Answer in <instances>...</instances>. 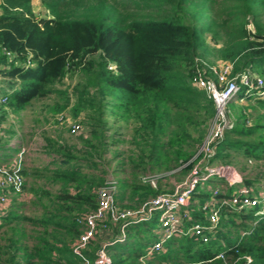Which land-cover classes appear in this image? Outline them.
<instances>
[{
  "label": "trees",
  "instance_id": "1",
  "mask_svg": "<svg viewBox=\"0 0 264 264\" xmlns=\"http://www.w3.org/2000/svg\"><path fill=\"white\" fill-rule=\"evenodd\" d=\"M40 2L48 11L46 15L35 12L34 0H0L3 105L17 112L35 98L65 94L67 90L57 84L69 74L80 75L78 97L88 99L90 105V133L84 137L89 149L87 153H72L64 143L59 144L58 160L64 166H57L52 174L63 181V187L58 192L38 188L43 209L40 216L20 211L16 200H11L8 210L0 215V229L12 232L8 242L0 244V264H80V257L73 252L84 231L80 220L97 208V190L107 184L106 173L114 159L122 163V170L130 171L118 180L117 203L123 208H139L166 193L161 185L144 183V173L157 180L154 173L159 169L170 171L183 165L192 171L196 146L190 140L202 145L205 130L200 125L213 121L216 110L214 100L193 84L197 63L227 62L232 64L234 76L250 71L264 77V0ZM245 97L250 100L253 96ZM243 101L237 104L230 100L227 115H233L235 121L216 142L209 162L218 151L220 161L226 163L239 155L264 160V122L251 119L249 112L253 106L264 107V98L256 97L254 104ZM63 108L57 105L55 111ZM132 119L136 122L134 148L126 159L120 156L122 121ZM187 121L198 131L197 137L192 136ZM7 145L0 142V149ZM23 161L6 165L24 176L22 190L11 186L8 194H22L27 186L30 172ZM85 164L101 171L84 170ZM213 177L218 180L211 177L206 187L202 183L207 180H202L194 188L187 225L206 222L213 201L234 192L235 186L230 184L226 192L219 189L214 194L225 178ZM256 182L264 188V175L257 181H244L259 193ZM128 187L138 205L122 204ZM229 207L222 205L216 232L208 242L193 233L175 234L161 250L148 254V247L158 238L159 213L154 210L140 221L130 222L121 240L122 222L110 223L102 232L111 233V237L103 239L100 232L83 251L94 260L106 244L110 261L105 264H243L245 255H251L254 264H264V215H257V208L238 211ZM23 221H31L38 231L31 245L22 240L26 232L19 222ZM221 247L224 249L215 250ZM221 251L225 257L217 256Z\"/></svg>",
  "mask_w": 264,
  "mask_h": 264
},
{
  "label": "rangeland",
  "instance_id": "2",
  "mask_svg": "<svg viewBox=\"0 0 264 264\" xmlns=\"http://www.w3.org/2000/svg\"><path fill=\"white\" fill-rule=\"evenodd\" d=\"M33 7L38 15H46L48 13V11L41 4L40 0H34ZM217 65L224 66V63L218 62ZM81 82L82 79L80 75L69 74L57 84L58 87L66 89L67 93L60 94L55 92L49 93L42 98H35L26 108L17 112H14L12 109L3 105V98L0 95V142L1 144L8 143L5 149H0V161H3L4 163L12 162L14 158H17V155L21 159H24L22 164H24L30 172L26 176L27 186L22 194L15 193V191H13L10 196L11 200L13 199V202L16 200V207H18L20 211L31 216H40L43 210L37 198L38 188H40L39 191L42 188H45L53 192H58L63 187V181L58 178L55 179L52 174V170L54 168L57 166H64V163L58 160L61 158L60 153L57 151L59 144H61V142L64 143V147L68 148V150L72 153L81 151L87 153L89 149L87 139H84V137H88L90 133L88 129V114L90 112V105L88 99L82 100L78 97L80 94L77 92V88L81 86ZM246 94L247 93H242L240 91L232 100H235L237 104H243L242 99H244V103L248 101L254 104L255 98L257 97L256 94H249L253 96L250 100L246 99ZM57 105H64V108L61 111L56 112L55 107ZM238 106L239 109H242V106ZM229 109H232L233 111V108L229 107ZM249 112L251 119H262L264 122V107L258 105L253 106V108L249 109ZM232 116L229 118L232 120L231 123L233 124L235 118ZM75 122H80L83 127L79 133L77 132V134L72 132V126ZM211 122L212 119H208L207 123H202L200 125V128L205 130V136L203 138L204 145L210 135L211 139L214 136L213 132L210 133L212 127ZM122 124L124 126L122 139L124 140L120 143L121 150L123 151L120 156L128 159V156L132 152L131 149L134 148L132 136L134 135L136 122L132 119L130 121H122ZM186 125L189 127V131L192 136L197 137L198 131L194 129L193 124L190 121H187ZM170 134L171 133L169 132L168 137ZM190 142L196 146V148H194L196 152L194 155V158L196 157L194 163L201 159L204 163L208 162L209 165H206L207 167H224V169L228 171L227 173L230 176V181L223 176L225 181H219L220 183L217 186V189L219 188L223 192H226L229 188L231 180L234 181L235 188H238L246 179L257 181L264 175V160H248L243 155H239L234 157L233 161H228L229 163L227 162V164L226 160L220 161L221 152L218 151L214 161L209 162V158H213L214 154L208 157L209 154H206L204 149L199 152L202 145H197V142L193 140H190ZM191 151H193V149ZM93 155H95V153ZM107 156L110 158V153H108ZM84 167V170L95 169L93 167L88 169L86 164ZM122 168V163H119L116 159H114L109 172L106 173V177L108 179L114 178L118 181L121 177L129 176L130 171L122 170ZM39 169L44 171V175H42L41 171L38 172ZM98 171L101 170L95 169V172ZM189 172L190 171L188 169L183 168V165L170 171L159 169L154 173L159 178H157V180L155 178V182L152 183V185H161L163 191L173 193L176 191L178 186L186 184L190 174ZM215 175L216 174L211 176L212 179L218 180L216 177H213ZM141 177L142 176L140 175V178ZM148 177L151 178L152 175L146 176L144 173L143 178H147L143 180L144 183L147 181L151 182V179H148ZM203 182V187H206L209 184L208 180ZM259 183L260 182H256L254 185L257 186L256 190L260 191L259 193L257 192V194L262 196V194H264V188L262 187V184L260 185ZM214 184L215 183H213V185ZM119 188L120 186L118 185V189ZM125 192L126 199L122 202V204L129 203L138 205L139 201H137L136 198L131 197V187L126 188ZM191 200L192 197L190 198V201ZM121 207L123 208L124 206ZM20 223L22 224L21 226L24 232H26V234L22 237L23 242L28 245L33 244L35 241L34 236L38 231L34 229L31 221L19 222V225ZM157 224L158 229H160L161 223L158 221ZM11 235L12 232L6 227L0 229V244L7 243L8 237ZM3 237L7 238L4 239ZM99 239L100 238H97V240ZM93 244L96 243L93 242ZM218 249H224V247L216 248L215 250ZM23 252L24 250H21L20 254H23Z\"/></svg>",
  "mask_w": 264,
  "mask_h": 264
},
{
  "label": "built area",
  "instance_id": "3",
  "mask_svg": "<svg viewBox=\"0 0 264 264\" xmlns=\"http://www.w3.org/2000/svg\"><path fill=\"white\" fill-rule=\"evenodd\" d=\"M223 63L224 66L213 65L207 62H203L202 64L197 63V69L193 77V84L205 90L207 95L214 100L216 107L210 131V133H214V136L211 139L210 135L206 144L204 145L203 142L199 151L201 152L204 149L205 153L209 154L208 157L215 154L216 142L233 125L231 123L232 120L227 115L230 100L235 98L240 91L247 94L255 93L257 97L264 98V77L256 76L250 71H245L239 76H234L232 75V64ZM243 88L244 91H242ZM81 128H83L82 124L75 122L72 126V132L77 134ZM18 157L17 155V158L13 160H20L21 158ZM13 160L12 162L0 164V215L5 214L11 201L7 189L14 186L17 190L21 191L24 182L22 174L18 171L13 172L6 166L13 163ZM17 165L20 166L19 164ZM206 165H209L208 162L204 163L201 159L197 160L186 184L178 186L173 193H161L149 199L137 209L122 208L118 205V181L114 178L107 180V184L97 190L99 197L97 208L80 220L84 224V231L73 245V252L80 257V264H105L109 262L110 255L105 249L106 244L98 249L97 257L94 260L90 259L83 250L88 247L89 243L95 239L98 233L108 230L110 223L122 222V236L119 237L121 240L125 235V228L130 222H138L154 210H157L160 214L158 219L161 223V228L157 229L158 238L148 247V254L161 250L164 242L175 234L193 233L204 242L210 241L213 238L212 234L216 232L219 224L222 205H229V208L238 211L246 208H257L255 213L257 215H264V194H262L263 197L259 196L255 193L253 187L242 182L241 186L236 187L229 197L216 198L213 201L206 222L197 220L193 224L187 225L186 221L190 219L187 207L190 204L192 192L198 182L207 180L214 174L224 176L230 181L228 171L224 167L215 168L207 167ZM150 179L152 183L155 182V178L151 177ZM230 184L234 185V181L231 180ZM218 191L219 188L214 189L215 194ZM207 206L205 205V207ZM217 256L225 257L224 251L219 252ZM243 259V264H254L251 255H245ZM180 264L193 263L181 262Z\"/></svg>",
  "mask_w": 264,
  "mask_h": 264
},
{
  "label": "crops",
  "instance_id": "4",
  "mask_svg": "<svg viewBox=\"0 0 264 264\" xmlns=\"http://www.w3.org/2000/svg\"><path fill=\"white\" fill-rule=\"evenodd\" d=\"M100 234L103 239H108L111 237V233L108 232H101Z\"/></svg>",
  "mask_w": 264,
  "mask_h": 264
}]
</instances>
